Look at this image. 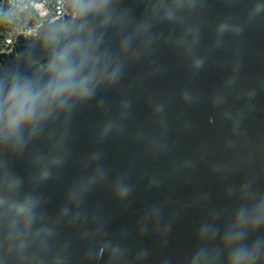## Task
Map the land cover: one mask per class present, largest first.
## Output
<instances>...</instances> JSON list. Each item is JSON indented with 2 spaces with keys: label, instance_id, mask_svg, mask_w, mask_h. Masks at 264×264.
<instances>
[{
  "label": "water",
  "instance_id": "water-1",
  "mask_svg": "<svg viewBox=\"0 0 264 264\" xmlns=\"http://www.w3.org/2000/svg\"><path fill=\"white\" fill-rule=\"evenodd\" d=\"M0 53V264H264V0H68Z\"/></svg>",
  "mask_w": 264,
  "mask_h": 264
},
{
  "label": "built area",
  "instance_id": "built-area-1",
  "mask_svg": "<svg viewBox=\"0 0 264 264\" xmlns=\"http://www.w3.org/2000/svg\"><path fill=\"white\" fill-rule=\"evenodd\" d=\"M68 0H0V53L15 50L18 35H31L44 20L69 14ZM35 33V32H34Z\"/></svg>",
  "mask_w": 264,
  "mask_h": 264
}]
</instances>
